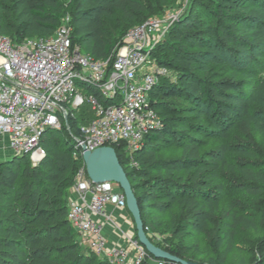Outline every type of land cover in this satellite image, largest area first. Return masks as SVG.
<instances>
[{"label":"trees","instance_id":"obj_1","mask_svg":"<svg viewBox=\"0 0 264 264\" xmlns=\"http://www.w3.org/2000/svg\"><path fill=\"white\" fill-rule=\"evenodd\" d=\"M174 1L0 0V35L15 44L50 38L69 17L74 45L100 62L124 45L133 28L163 16ZM190 1L192 10L153 53L159 66L177 75L175 84L162 77L151 93L163 127L146 137L137 167L128 163L123 146L113 148L154 244L196 264H264V215L221 204L227 172L238 173L246 192L260 195L264 189V162L254 161L251 138L264 142V0ZM159 48L172 58L159 60ZM171 90L177 95L167 96ZM92 117L85 106L69 120L73 134ZM241 134L245 142L227 146L241 162L212 158L210 139ZM41 145L46 156L37 166L29 156L0 161V264H108L81 247L67 218L84 163L74 157L66 126L47 131ZM244 232H253L252 238L242 241Z\"/></svg>","mask_w":264,"mask_h":264},{"label":"built area","instance_id":"obj_2","mask_svg":"<svg viewBox=\"0 0 264 264\" xmlns=\"http://www.w3.org/2000/svg\"><path fill=\"white\" fill-rule=\"evenodd\" d=\"M176 20L175 15L147 20L100 62L74 45L69 17L50 38L15 44L0 35V158L29 156L37 166L46 156L44 134L66 126L75 158H82L83 147L92 151L121 145L128 163L137 167L135 156L146 137L163 127L151 93L168 70L153 53ZM85 106L93 117L78 124L74 135L69 120H76ZM109 206L127 209L121 189L115 183H93L84 165L71 190L67 218L93 252L108 264H178L153 258L136 239L108 246L104 230Z\"/></svg>","mask_w":264,"mask_h":264},{"label":"rangeland","instance_id":"obj_3","mask_svg":"<svg viewBox=\"0 0 264 264\" xmlns=\"http://www.w3.org/2000/svg\"><path fill=\"white\" fill-rule=\"evenodd\" d=\"M192 4H193V2H191V1H189L188 4H185L183 2V0H175L173 3L164 6L163 16L159 17L158 15H155L154 18H159L160 20H169L172 16L175 15V16H177V20L175 21V23H177L192 10ZM181 30H185V28L182 27ZM122 42H124V44H126L128 42V37H125L122 40ZM157 56L159 57V60H161V61H162V59L163 60L164 59L170 60L172 58L171 53H169L168 50L165 48H159L157 50ZM167 70H168L167 76H165L167 81L169 83L175 84L177 82L176 72L173 69H171V70L167 69ZM166 95L167 96H169V95L176 96L177 92H175L174 90H171V91L167 92ZM251 138H253L252 146L254 148L252 150V153L256 158V160H254V161L256 163H259V165L263 164V162H264V142H263L262 138L254 135V134H253V137H251ZM235 140L237 142H239V141L245 142L247 140V138L241 134V135H237L236 137L233 136V137L226 139V140L217 139V138L216 139L215 138L210 139V142L208 144V148L210 150V154L213 156L212 158L214 159L215 157L216 158L225 157L229 161H240V159H238L237 157H235L233 155L232 151H230V148L227 147L231 142H235ZM172 149H174V148H172ZM11 158H13V157H9V158L1 157L0 161H6V160L11 159ZM256 168L258 169L259 167H256ZM223 182H224V187H225V194L222 197V202H221L222 207H228L230 204H233V205H236L239 210H242L244 214L252 215L255 212H259L261 215H264V189H263V193L260 195L251 194L250 192H246L245 187L247 185L239 177L238 173L227 172L226 178L224 179ZM262 224H264V223L260 222V225H262ZM118 226L120 228H122V225L119 224ZM133 229H134L133 235H135L136 234L135 225H133ZM252 235H253V232H250V233L244 232L241 236L242 241L243 240L245 241V240L252 238ZM156 238H157L158 242H161V243L165 242L164 237L157 236ZM78 240H79L80 245L83 249H85L86 251L93 252V250L90 247V242L87 238H83L82 236L79 235ZM95 255L98 258L102 259L97 254H95ZM102 260H104V259H102Z\"/></svg>","mask_w":264,"mask_h":264},{"label":"water","instance_id":"obj_4","mask_svg":"<svg viewBox=\"0 0 264 264\" xmlns=\"http://www.w3.org/2000/svg\"><path fill=\"white\" fill-rule=\"evenodd\" d=\"M82 160L90 181L95 184L115 183L119 186L126 199L127 211L133 219L138 241L153 258L178 264H196L170 254L149 238L139 200L115 148L104 146L91 151L83 147Z\"/></svg>","mask_w":264,"mask_h":264},{"label":"crops","instance_id":"obj_5","mask_svg":"<svg viewBox=\"0 0 264 264\" xmlns=\"http://www.w3.org/2000/svg\"><path fill=\"white\" fill-rule=\"evenodd\" d=\"M109 219L105 221L104 235L108 246L126 245L134 238L133 219L129 212L123 209L108 207ZM122 225L120 228L118 225Z\"/></svg>","mask_w":264,"mask_h":264}]
</instances>
